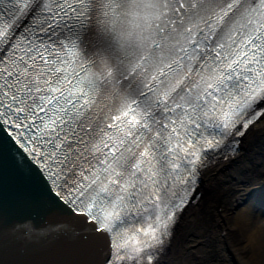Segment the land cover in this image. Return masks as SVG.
Wrapping results in <instances>:
<instances>
[{
  "label": "snow or ice",
  "instance_id": "6c2138e0",
  "mask_svg": "<svg viewBox=\"0 0 264 264\" xmlns=\"http://www.w3.org/2000/svg\"><path fill=\"white\" fill-rule=\"evenodd\" d=\"M262 117L264 0H0V164L101 264H160L205 161Z\"/></svg>",
  "mask_w": 264,
  "mask_h": 264
},
{
  "label": "bare ground",
  "instance_id": "6f19581e",
  "mask_svg": "<svg viewBox=\"0 0 264 264\" xmlns=\"http://www.w3.org/2000/svg\"><path fill=\"white\" fill-rule=\"evenodd\" d=\"M237 141V152L203 168L175 225L183 243L172 238L160 264H264V125L256 121Z\"/></svg>",
  "mask_w": 264,
  "mask_h": 264
},
{
  "label": "water",
  "instance_id": "95a60500",
  "mask_svg": "<svg viewBox=\"0 0 264 264\" xmlns=\"http://www.w3.org/2000/svg\"><path fill=\"white\" fill-rule=\"evenodd\" d=\"M78 220L5 156L0 164V264H101L104 239L85 244Z\"/></svg>",
  "mask_w": 264,
  "mask_h": 264
},
{
  "label": "rangeland",
  "instance_id": "374dc122",
  "mask_svg": "<svg viewBox=\"0 0 264 264\" xmlns=\"http://www.w3.org/2000/svg\"><path fill=\"white\" fill-rule=\"evenodd\" d=\"M198 194H199V192H197L196 196H194V197L196 198V197L198 196ZM206 196H207V195L202 194V195H200L199 197L202 198V197H206ZM194 226L197 227V225L193 224V225H192V229L196 230V231L199 233V230H200V229L194 228ZM174 237H175V236H174ZM174 237H173V238H174ZM175 238L177 239L178 237H175ZM177 240H178L179 243H183L182 240H180V239H177ZM174 250H175V251H174L173 253H174L175 255H176V254L178 255V254L180 253V248H179V247H175ZM164 255H165V254H163L162 256H164ZM181 262H182V261H181ZM181 262H180V263H179L178 261L171 262V261H169V260H166L164 264H182L183 262H182V263H181ZM183 264H186V263H183Z\"/></svg>",
  "mask_w": 264,
  "mask_h": 264
}]
</instances>
